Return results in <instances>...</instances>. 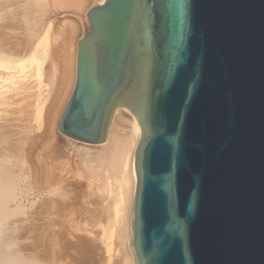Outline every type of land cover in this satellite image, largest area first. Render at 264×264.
Segmentation results:
<instances>
[{"label": "water", "instance_id": "water-1", "mask_svg": "<svg viewBox=\"0 0 264 264\" xmlns=\"http://www.w3.org/2000/svg\"><path fill=\"white\" fill-rule=\"evenodd\" d=\"M57 130L136 119L134 264H264V0H104Z\"/></svg>", "mask_w": 264, "mask_h": 264}, {"label": "rangeland", "instance_id": "rangeland-1", "mask_svg": "<svg viewBox=\"0 0 264 264\" xmlns=\"http://www.w3.org/2000/svg\"><path fill=\"white\" fill-rule=\"evenodd\" d=\"M33 1L38 2V0H32L30 2V5ZM40 1L42 2V0H39V2ZM44 2H45L44 4L41 3V5L43 6H40V3L39 5L36 3L38 5V8L37 6H35L36 4L34 3L32 4L35 6V7L31 6L32 8L31 12L33 15L32 18L33 24L31 22L32 20H30L28 23L23 22L24 25L22 23L21 26L20 24L18 25L15 23H11V24L8 23L12 21L10 20L12 13L16 11L17 13L21 12L17 10V7H11V9L8 12H6L5 10L0 11V41H2L1 43L4 45V47L6 48L8 46L7 48L9 49L11 48V51L13 49L12 52L15 51V53H17L18 56L28 55L29 51L32 48H35L36 50L35 55L40 61L39 64L38 63L33 64L28 67L26 65H28L29 63L28 62L25 63L23 65L26 66L25 70L24 67L21 68V66H16L15 68L9 66L10 68L15 69L17 71H19L20 69L22 71V75L21 77H19V79L22 77L23 78L20 80L16 78V79H12V81H7L8 83L6 82L5 86L8 87L6 88L5 86H3V88H0L1 91H5V93L7 94V96L5 93L3 95V98H6V100L4 99L5 101H3V99H0V104H1L0 127H2L0 129V132L2 130L4 131V132L2 131L0 134L5 136L7 139L2 135H0L2 136L0 140L4 138L3 142L1 141L0 144L3 143L2 149L4 150L5 148L4 143L8 141L7 142L8 146L6 145L7 147L5 148L4 151L9 150L11 146L10 152L6 151V153H8L10 157V158L8 157L9 158L8 160L11 159L12 160L7 162L11 163L10 167H14L13 168L14 170L17 167L15 172L20 173L21 177L24 180V181H22V179L20 180V182L18 183V189L21 190L22 194L20 195L19 200L21 201V205L23 204L22 205L23 208L25 207V210L23 209L24 212L23 211L21 212L23 214L19 213L18 215L17 213L15 214L17 216L15 217L12 216L13 218L10 217V220L8 221L16 223L18 219L20 221L23 216L24 219H22L20 222L18 221L20 225L19 224L16 225V227H18V230L19 227H22V229L20 228L19 230L21 232H18V230L16 231V233L18 232L16 236L17 235L18 237L21 236L19 240H17L18 245L19 242H21V245H19L18 248L21 249L20 251L23 253H24L23 250L27 249L25 247H28L30 249L32 248L33 250L32 249L31 250L28 249V251L25 250L27 251L25 252V254L31 255V252L33 254H37V257L41 263L38 262L37 258L35 257L36 255L32 254L31 256L32 257L34 256L35 257V258L33 257L34 261L37 260L36 262H38L39 264H45V263L47 264V262H52V263L59 262L58 264H126L122 240L119 239V234L121 233L123 228V221H121V216H123L124 213L120 212L119 215L115 216L113 215V212L109 211V216H108L106 214L107 213L106 210L102 209L101 205H103L102 204L103 196H102V192H100L101 181L99 180V175L100 172H102V170L105 168V166H102L103 165L102 160L99 159H96L95 162H90L91 163L90 165L85 164V160H84L86 158L87 153L89 152L88 148L95 149L98 146L85 144V143L82 144V142H76L75 140H71L70 138L65 137L57 130V121L59 119L60 112L67 100V96L70 91V89L68 90L66 89L67 92L65 91L66 87L61 79L62 72L65 71L64 68H66L65 63L63 62L64 47L62 46V43L64 41V38L67 35H69V29H68L69 26L74 24V26L76 27V31L73 35L74 38L73 45H74L75 40L81 37L83 33L82 32L83 26H81L85 19L83 10L89 8L96 2H100V1L84 0L83 9L73 8V6L57 7L54 5L52 0H47V1L44 0ZM33 9H35L34 12L32 11ZM8 18L10 21L8 20ZM82 19L83 22H81ZM4 22L7 23L5 24ZM48 23L51 24V27L49 29V33H50V40L48 44L49 48L44 49V47L46 46L44 45L45 42L42 38L44 37L45 32H47L45 31V28H47ZM80 27L82 30L80 29ZM42 44L43 47L41 46ZM73 45H71V49H73ZM36 47L38 48V51ZM39 49L42 50L39 51ZM42 51L44 52L42 53ZM41 58L42 59L44 58L45 60H42ZM53 65L54 66L56 65L55 69ZM40 66H42V70L45 75H47L46 73L54 72L53 73L54 80L53 79L50 80V83L51 84L54 83V84L50 91L46 90L43 85V91H42V98L44 101L42 105L43 116L41 120V125L37 126V123L33 120L34 104L31 105L32 100L28 99L29 98L28 96L30 95L32 98L34 97L32 96V94L34 93L36 81H37L36 71H37V67ZM49 67H51L52 69H49ZM25 71L27 73H25ZM8 73H10V71L8 72V70H5V72L3 71V75L0 76L6 77L8 76ZM13 80L15 81L19 80V81H17L18 83L16 84L15 81ZM46 81L45 83H48ZM31 90L33 92H31ZM120 115L121 117H123V121L121 122L120 126L121 129H123V131L125 132V134L122 135V137L117 142L115 147V152L113 153L114 154L113 156L115 157L114 159L116 160L118 165L120 163V158L123 156L124 153L126 154V152L128 151V139H129L128 122L131 117V115H125L122 113ZM15 125H17V130L20 129V131L22 132L18 130L19 132H17V134L14 136L13 133H16L14 132L16 128L12 126ZM25 128H27V130L29 129V131L27 132ZM9 131L10 132L12 131L11 133L12 135L10 134ZM47 132L49 133L50 137L48 136ZM4 133L6 134L4 135ZM27 133L29 134L27 135ZM9 135H11V137ZM35 137H37V140L35 139ZM2 149H0L1 150L0 152H2ZM91 153L94 152L92 151ZM32 154H34L33 155L34 157L32 156ZM108 157L109 154L106 156V158ZM100 159L103 158L101 157ZM34 170L37 171L34 172ZM35 175L37 177H35ZM40 180L43 184L40 183ZM46 182L48 185L46 184ZM24 197L26 200H24ZM32 201H34L33 202L34 204L31 203ZM106 225H108V227ZM104 226H106L107 229L105 230V233L111 234L112 236L110 240L111 241L110 250L106 249V246L102 242L103 240L100 239L102 234V229L104 228ZM130 231H131V226H130ZM78 242L84 243V246L86 247L85 249L86 251L82 249H78L76 247V244ZM47 244L49 245V247ZM73 244L76 248L73 246ZM20 246L22 247L20 248ZM29 251L30 253H28ZM60 252L63 254L65 253L64 256L62 255L63 256L62 258L59 255ZM58 256H60V258Z\"/></svg>", "mask_w": 264, "mask_h": 264}, {"label": "bare ground", "instance_id": "bare-ground-1", "mask_svg": "<svg viewBox=\"0 0 264 264\" xmlns=\"http://www.w3.org/2000/svg\"><path fill=\"white\" fill-rule=\"evenodd\" d=\"M32 0H0V11L2 10H5L6 12H8L11 7H17V10L18 11H21L20 13H17L14 12L11 14V17H10V20H12L11 22H7L8 23H15V24H21L24 22V23H28L30 20H32L33 18V15H32V12H31V6L35 7L37 6L38 8V5L39 3V0L38 2L36 1H33L30 5V2ZM47 1V0H45ZM93 1V0H92ZM96 1H100V2H103L104 0H96ZM38 4H36V3ZM52 2L54 3L55 6L57 7H70V6H73V8H77V9H83L84 8V0H52ZM36 4L35 6L32 5V4ZM42 4H44V0H42L41 2ZM40 3V6H43L41 5ZM97 3V2H96ZM91 7V6H90ZM89 7V8H90ZM19 8V9H18ZM89 8H86L84 9V22H83V19L81 22L83 26V30L82 32H84L85 28L87 27L88 25V21H87V18H86V12ZM35 9H33L32 11L34 12ZM36 15V13H35ZM36 18V17H35ZM81 19V18H80ZM9 20V21H10ZM35 20V19H34ZM37 21V20H36ZM7 22H4L5 24ZM32 24H33V20L31 21ZM30 22V24H31ZM23 23V25H24ZM35 23V22H34ZM30 24H27V25H30ZM3 26V25H2ZM7 26V25H5ZM27 27V26H26ZM51 27V24L48 23L47 24V28H45V35L44 37L42 38L45 42V46L44 49L46 48H49L48 47V44H49V40H50V33H49V29ZM2 28V27H1ZM32 28V26H31ZM5 29V28H4ZM69 35H67L65 38H64V41L62 43V46L64 47V54H63V62L65 63L66 65V68L65 71L62 72V75H61V79H62V82L63 84L65 85V91L67 92L68 89H70L69 93H68V96H67V100L70 96V93L73 89V85H74V81H75V70H76V57H77V41L79 40V38L77 40H75L74 42V45H73V35L76 31V27L74 26V24L70 25L69 26ZM83 34V33H82ZM2 41H0V75H3V71L5 72V70H8V72L10 71V73H8V76H5L6 77H1L0 76V88H3V86H5V83L7 81H12V79H16L19 77H21L22 75V71L19 69V71L15 70V69H12L10 68L9 66H12L13 68H15L16 66H21V68L24 67V70H25V67L27 66H31L33 64H39V60L38 58L36 57L35 53H36V50L35 48H32L30 51H29V54L28 55H24V56H18L17 53L12 52L11 51V48H5L4 45L1 43ZM42 42V41H41ZM9 43V42H8ZM41 44V43H40ZM40 44H39V47H40ZM71 45H73V49H71ZM6 46V44H5ZM43 47V44L41 45ZM38 47V46H37ZM36 47V48H37ZM41 47V48H42ZM43 49V48H42ZM42 49H39L42 50ZM37 51H38V48H37ZM44 51H47V50H44ZM42 51V53L44 52ZM38 53V52H37ZM41 53V54H42ZM48 53V52H47ZM46 53V54H47ZM43 55V54H42ZM39 56V55H38ZM44 57V56H43ZM48 58V57H47ZM40 59V57H39ZM42 59V58H41ZM42 60H45L44 58ZM29 63L28 65L26 66H23L25 63ZM45 62V61H44ZM54 63V62H53ZM52 65V63H51ZM43 66V65H42ZM42 66L40 67H37V81H36V86H35V90H34V93L32 94V96H34L33 98L29 95L28 99L32 100L31 101V105L34 104V114H33V120L37 123V126H40L41 125V120H42V116H43V112H42V105H43V98H42V91H43V85L45 87L46 90L50 91L53 84L50 83V80H52L54 78V72L52 73H46L47 75L44 74L43 70H42ZM54 66V65H53ZM51 66V67H53ZM51 67H49V69H52ZM56 65L54 66V69H55ZM72 67V68H71ZM34 69V68H33ZM53 69V70H54ZM63 69V70H64ZM32 70V69H30ZM1 71H2V74H1ZM48 71V70H47ZM7 72V71H6ZM12 72V73H11ZM25 73H27L25 71ZM31 74V73H30ZM44 75V77H43ZM25 77V76H24ZM43 77V78H42ZM47 78V81H46V78ZM4 78V79H3ZM23 78V77H22ZM20 78V79H22ZM45 78V79H44ZM11 79V80H10ZM19 79V80H20ZM60 79V80H61ZM19 80H13L15 81V83L17 84ZM25 80V79H24ZM44 80V81H43ZM54 80V79H53ZM48 82V83H45ZM54 82V81H53ZM4 83V84H3ZM8 83V82H7ZM62 84V83H61ZM9 85V84H8ZM63 85V86H64ZM19 86V85H18ZM6 88L8 86H5ZM4 87V88H5ZM10 88V87H9ZM22 88V87H21ZM33 88V87H32ZM18 89V88H17ZM67 89V90H66ZM8 90V89H6ZM33 90V89H32ZM31 90V92H33ZM11 91V89H10ZM18 91V90H17ZM9 92V91H8ZM7 92V93H8ZM13 92V91H12ZM16 92V91H15ZM3 93V94H2ZM5 91H1L0 90V99H3V101L6 100V98H3V95H4ZM21 93V92H19ZM24 93V92H23ZM29 93V92H27ZM6 94V93H5ZM9 95V94H8ZM12 95V94H11ZM22 95V94H21ZM25 95V94H24ZM65 95V94H64ZM7 96V94H6ZM12 97V96H11ZM14 97V95H13ZM18 97V96H16ZM5 99V100H4ZM26 99V98H25ZM8 100V99H7ZM21 100V99H20ZM19 100V101H20ZM66 100V102H67ZM24 101V100H23ZM27 101V100H26ZM22 102V101H21ZM34 102V103H32ZM65 102V104H66ZM3 103V102H2ZM16 103V102H15ZM8 104V103H7ZM26 104V103H25ZM65 104L63 105V108L65 106ZM1 105V104H0ZM13 105V104H11ZM24 105V104H23ZM27 105V104H26ZM11 107V106H10ZM22 107V106H21ZM29 107V106H28ZM12 108V107H11ZM26 108V107H24ZM23 108V109H24ZM30 108V107H29ZM63 108L60 112V115H59V119H60V116H61V113L63 111ZM1 112V111H0ZM4 112V111H3ZM20 113V112H19ZM29 113V112H28ZM119 113V114H118ZM125 114L123 113L119 108H116L114 110V113L112 115V118L110 120V123H109V126H108V129H107V135H106V138L105 140L96 145L98 146L97 148L95 149H89L88 148V153L86 155V158L84 159L85 160V164L87 165H90L91 163L90 162H95L96 159H99V160H102V166H105V168L102 170V172H100V175H99V180L101 181V191L102 192V204L101 207L102 209L106 210V214L109 216V211L113 212V215L117 216L119 215L120 212H123V216H121V221H123V228H122V231L121 233L119 234V239L122 240V244H123V251H124V256H125V261H126V264H134V259H133V255H132V252L130 250V247H129V243H130V237H131V231H130V226H131V215H130V210H131V206H132V201H133V196H134V192H135V187H136V172H135V166H134V150H135V147H136V144H137V141L139 139V136H140V128H139V125L136 121V119L134 118V116L131 115L130 119H129V129H128V151L126 152V154L124 153L123 156L120 158V163L119 165L117 164L116 160L114 159L115 157L113 156L114 152H115V147H116V144L117 142L119 141V139L122 137V135L125 134V132L123 131V129H121V122L123 121V117H121L120 114ZM15 114V113H14ZM18 114V112H17ZM30 114V113H29ZM127 115V114H125ZM10 116V115H9ZM28 117V116H27ZM32 117V116H31ZM3 119V118H2ZM13 119V118H12ZM59 119L57 121V125H58V122H59ZM5 120V119H4ZM1 121V120H0ZM10 121V120H9ZM18 121V120H17ZM29 122V121H28ZM31 123V121H30ZM30 126V125H29ZM12 127H15L16 130H17V125L15 126H12ZM27 127V126H26ZM2 127H0L1 129ZM14 128V129H15ZM23 128V127H22ZM7 129V128H6ZM12 129V128H11ZM50 129V128H49ZM52 129V128H51ZM14 131L16 133H13V135L15 136L17 134V132L20 131V129H18L17 131ZM22 130V129H21ZM25 130L28 132L29 129L27 130V128H25ZM23 130V131H25ZM47 130V129H46ZM3 131V130H2ZM1 131V132H2ZM12 131L10 132V134L12 133ZM49 131V130H48ZM0 132V133H1ZM4 132V131H3ZM8 132V133H9ZM22 132V131H20ZM53 132V131H52ZM7 133V134H8ZM48 133V132H47ZM6 133H4L5 135ZM29 133H27L28 135ZM51 134V133H50ZM2 135V134H0ZM12 135V134H11ZM11 135H9L11 137ZM26 135V134H25ZM3 136V135H2ZM0 136V138L2 137ZM48 136H49V133H48ZM47 136V138H48ZM5 137V136H3ZM50 137V136H49ZM6 138V137H5ZM13 138V137H12ZM28 138V137H27ZM3 139L0 140V143L1 141L3 142ZM7 139V138H6ZM35 139L37 140V137H35ZM53 139V138H52ZM31 140V139H30ZM33 140V139H32ZM48 140V139H46ZM72 140V139H71ZM41 141V140H40ZM5 142V140H4ZM8 142V141H7ZM7 142H5L4 144V147L6 148L8 145H7ZM14 142V141H13ZM24 142V141H23ZM26 142V141H25ZM34 142V141H33ZM44 142V141H43ZM48 142V141H47ZM78 142V141H76ZM16 143H17V140H16ZM15 143V144H16ZM42 143V142H41ZM83 144V143H82ZM2 144H0V149H2ZM7 145V146H6ZM10 146V144H9ZM15 146V145H14ZM19 146V145H18ZM28 146V145H27ZM41 146V145H40ZM3 147V148H4ZM22 147V146H21ZM32 147V146H31ZM39 147V146H38ZM4 148V150H5ZM29 148V147H28ZM8 149V148H7ZM24 149V148H23ZM2 149V152H0V264H39L38 262L39 259L37 257V254H33L31 252V255H36L35 257L37 258L38 262L34 261V258L29 254H25V252L28 251V247H25L27 249H24L23 247V252H21L18 247L19 245H21V242H19V245H18V241L19 238L21 236L18 237V235L16 236V234H18V232H21L19 231L20 228L22 229V227H19V230H18V227H16L17 224H19V222L24 219L23 216L21 218V220L19 221L18 219V223H14V222H9L8 220H10V217L13 218L17 215L20 214H23L21 213L22 211L24 212L25 210V207L23 208V204L21 205V201L19 200L20 199V195L22 194L21 193V190L18 189V183L20 182V180L23 178L21 177V174L20 173H16L15 170L13 168L14 167H10V164L11 163H8L7 161H11V160H8L10 157L8 155V153H6V151L10 152L11 150V146H10V149L9 150H6L4 151ZM21 150V149H20ZM39 150V148H38ZM1 151V150H0ZM16 151V150H15ZM26 151V150H25ZM94 152V153H91V152ZM22 152V151H21ZM38 152V151H37ZM44 152V151H43ZM33 153V152H32ZM36 153V152H35ZM109 154V157L106 158V156ZM37 154V153H36ZM39 154V153H38ZM85 154V153H84ZM11 155V154H10ZM34 154H32L33 156ZM40 155V154H39ZM30 156V155H29ZM36 156V155H35ZM9 157V158H8ZM34 157V156H33ZM103 158V159H100V158ZM43 158V157H42ZM17 159V158H16ZM36 159V157H35ZM40 159V158H39ZM31 160V159H30ZM15 161V160H14ZM30 162V161H28ZM43 162V161H42ZM52 162V161H51ZM14 163V162H13ZM12 163V164H13ZM36 163V162H35ZM39 163V161H38ZM37 163V165H38ZM44 163V162H43ZM22 164V163H21ZM19 165V163H18ZM33 165V164H32ZM40 165V164H39ZM42 165V164H41ZM12 166V165H11ZM26 166V165H25ZM51 166V165H50ZM23 167V166H22ZM20 167V168H22ZM30 167V166H29ZM33 167V166H32ZM35 167V166H34ZM40 167V166H38ZM28 169V168H27ZM33 170V169H32ZM31 170V171H32ZM38 170V169H37ZM37 170H34V172H36ZM50 170V169H49ZM55 170V169H54ZM59 170V169H58ZM40 171V170H39ZM44 171V170H43ZM40 173V172H38ZM42 173V171H41ZM25 174V172H24ZM34 174V173H33ZM45 174V173H44ZM51 174V172H50ZM37 175V174H36ZM35 175V177H37ZM41 175V174H40ZM32 176V175H31ZM50 177V176H49ZM33 178V177H32ZM25 179V178H24ZM27 179V178H26ZM39 179V178H37ZM31 180V178H30ZM43 180V179H41ZM40 180V183H42ZM34 181V179H33ZM39 181V180H38ZM45 182V181H44ZM33 184V183H32ZM38 184V183H37ZM43 184V183H42ZM47 184V182H46ZM28 185V184H27ZM39 185V184H38ZM48 185V184H47ZM46 185V186H47ZM21 186V185H20ZM45 187V186H44ZM26 189V188H24ZM23 193H24V190H23ZM24 196V195H22ZM22 200V199H21ZM24 200L25 197H24ZM49 200V199H48ZM31 201V200H30ZM45 201V200H44ZM25 202V201H24ZM23 202V203H24ZM34 201H32L31 203H33ZM50 202V201H49ZM30 204V203H29ZM31 204V205H32ZM47 204V203H46ZM72 204V203H71ZM64 205V204H63ZM71 206V205H70ZM73 206V205H72ZM42 207V206H41ZM51 207V206H50ZM68 207V206H67ZM32 208V207H31ZM63 208V207H62ZM73 208V207H72ZM24 209V210H23ZM34 209V208H33ZM54 209V208H53ZM64 209V208H63ZM28 210V209H27ZM52 210V209H51ZM71 210V209H70ZM73 210V209H72ZM29 211V210H28ZM64 212V211H63ZM25 214V213H24ZM26 215V214H25ZM13 216V217H12ZM46 216V215H45ZM20 217V216H19ZM34 217V216H33ZM75 217V216H74ZM27 218V217H26ZM28 220V219H27ZM26 220V221H27ZM15 221V219H14ZM24 221V220H23ZM45 224V223H44ZM47 224V223H46ZM49 224V223H48ZM20 225V224H19ZM49 226V225H48ZM108 227V225H106ZM106 226H104V228L102 229V234H101V237L100 239L103 240V244L106 246V249L110 250V244H111V234H107L105 233V230L106 229ZM26 227V226H25ZM24 227V228H25ZM29 228V227H28ZM18 230V232L16 233V231ZM28 230V229H27ZM55 231V230H54ZM58 232V231H57ZM24 233V231H23ZM28 234V233H27ZM48 234V233H47ZM72 234V233H70ZM69 234V236H70ZM20 235V234H19ZM26 236V235H25ZM18 237V238H17ZM27 238H30V237H27ZM48 238V237H47ZM82 238V237H81ZM27 240V239H26ZM29 240V239H28ZM57 240V239H55ZM22 241V240H21ZM27 242V241H26ZM77 242V241H76ZM43 244V243H42ZM71 244V242H70ZM76 244V243H75ZM24 245V244H22ZM26 245V244H25ZM48 245V244H47ZM58 245V244H57ZM60 245V244H59ZM70 246V245H69ZM74 246V244H73ZM22 246H20L21 248ZM49 247V245H48ZM75 247V246H74ZM76 247L78 249H82L84 251H86V247L84 246V243L83 242H78L76 244ZM75 247V248H76ZM32 249V248H31ZM30 249V250H31ZM45 249V248H44ZM48 249V248H47ZM73 249V248H72ZM27 250V251H25ZM33 250V249H32ZM107 250V251H108ZM40 251V250H39ZM36 252V251H35ZM30 253V251L28 252ZM37 253V252H36ZM54 253V252H53ZM68 253V252H67ZM82 253V252H81ZM49 255V254H48ZM61 256V258L65 255V253H61L59 254ZM63 255V256H62ZM41 256V255H40ZM60 256H58L60 258ZM93 256V255H92ZM55 257V256H54ZM68 257V256H66ZM90 257V256H89ZM87 257V258H89ZM58 258V259H59ZM57 259V258H56ZM42 260V259H41ZM88 260V259H87ZM45 261V260H44ZM51 261V260H50ZM54 261V259H53ZM59 261V260H58ZM63 261V260H61ZM41 263V262H40ZM57 263V262H55ZM55 263H52V262H47V264H55ZM59 263V262H58ZM57 263V264H58ZM73 263V261H72ZM46 264V263H45Z\"/></svg>", "mask_w": 264, "mask_h": 264}]
</instances>
